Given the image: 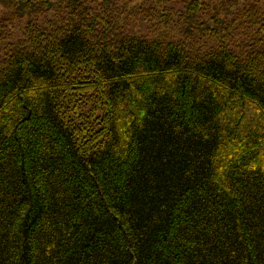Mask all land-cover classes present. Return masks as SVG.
I'll return each mask as SVG.
<instances>
[{"label": "trees", "instance_id": "trees-1", "mask_svg": "<svg viewBox=\"0 0 264 264\" xmlns=\"http://www.w3.org/2000/svg\"><path fill=\"white\" fill-rule=\"evenodd\" d=\"M0 11V264H264V0Z\"/></svg>", "mask_w": 264, "mask_h": 264}, {"label": "rangeland", "instance_id": "rangeland-1", "mask_svg": "<svg viewBox=\"0 0 264 264\" xmlns=\"http://www.w3.org/2000/svg\"><path fill=\"white\" fill-rule=\"evenodd\" d=\"M2 13H3V11H2ZM4 14V13H3ZM0 15H1V11H0Z\"/></svg>", "mask_w": 264, "mask_h": 264}]
</instances>
